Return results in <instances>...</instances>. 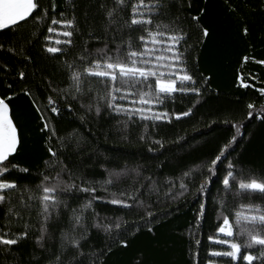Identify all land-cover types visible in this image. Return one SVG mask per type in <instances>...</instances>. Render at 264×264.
Segmentation results:
<instances>
[{
    "label": "trees",
    "instance_id": "16d2710c",
    "mask_svg": "<svg viewBox=\"0 0 264 264\" xmlns=\"http://www.w3.org/2000/svg\"><path fill=\"white\" fill-rule=\"evenodd\" d=\"M38 2L40 7L22 22L19 31H0V98L9 105L19 137L18 150L4 166L15 164L29 170L12 169L4 176L16 181L19 189L8 193L10 200L0 205V230L11 233L7 239L25 231L28 235L15 245H0V264H209L210 259L211 264H247L243 255L259 256L264 248L258 245L243 249L237 261L210 258L208 254L230 250L226 244L210 241V236L242 245L247 242L246 235L230 238L216 233L223 216L232 220L241 203L264 206V196L236 197L235 182L231 192L222 184L229 163L234 166L237 180L264 179V95L258 91L264 88V64L256 62L264 60V0H162L164 7L153 15L154 23L148 27L169 25V30L187 34L181 50L195 81L190 86L200 92L176 93L163 105H154V111L169 113L167 119L160 121H129L127 116L111 112L97 99L105 96L108 89L96 77L83 81V94H77L76 99L70 87L68 64L82 70L85 62L79 57L86 51L94 56L96 49L105 44L110 52L117 45L126 51L129 41L139 49L143 26L120 29L119 24L109 25L106 11L116 7L114 0ZM131 6L128 3L121 9L117 19H129ZM45 11L48 17L36 22L35 17L43 16ZM60 13L67 19L75 17L79 31H74L71 46L56 44V40L68 38L47 32L52 16L59 18ZM53 27L64 30L60 25ZM204 29L208 31L206 37ZM45 36L52 39L45 40ZM48 46L65 51L51 54L45 50ZM244 57L249 60L245 62ZM238 77H243L242 83L249 87L240 86ZM50 96L57 102L58 114L47 105ZM248 104L255 106L253 117L248 116ZM88 105L92 106L91 111ZM97 105L99 114L95 111ZM189 109V116L176 119L172 115ZM45 122H50L56 131L51 139L49 131H42ZM233 125L241 126L240 135L218 162L213 175L209 165L236 135ZM73 131L76 135L68 139ZM61 137L65 138L63 143ZM49 147L57 153L56 157L49 153ZM62 168L66 171L61 172ZM117 172L125 174L112 176L113 184L105 186L104 181ZM186 172L191 175L185 177ZM57 173L63 186L75 184L77 188L61 191L60 199L67 206L62 205L58 213L52 214L44 239L38 244L42 224L39 205L28 202L27 197L39 194L37 186L44 175L55 177ZM206 178L211 182L206 195H201L198 189ZM181 180L188 186L183 195H179ZM82 182L85 187L94 186L96 192L92 195L102 199L95 200L93 207L83 213L82 226L73 231L72 209H78L90 196L77 190ZM119 192L134 193V200H128L131 207L107 202L112 199L110 193ZM21 197L31 206L23 207ZM202 202L205 214L198 222ZM8 207L19 215L7 214ZM96 223L111 225V230L97 228ZM117 223L121 224L119 229L115 227ZM65 233L83 237L79 248L63 239ZM252 264H264V260H254Z\"/></svg>",
    "mask_w": 264,
    "mask_h": 264
},
{
    "label": "snow or ice",
    "instance_id": "6c2138e0",
    "mask_svg": "<svg viewBox=\"0 0 264 264\" xmlns=\"http://www.w3.org/2000/svg\"><path fill=\"white\" fill-rule=\"evenodd\" d=\"M72 0H66V3H71ZM116 7L107 9L106 16L108 18L109 25L119 24L120 29H132L134 26H143L144 35L138 37L141 42L139 49L132 46L131 41L127 43V50L125 51L120 45L116 46L115 51L110 52L107 44L104 48L96 49L95 55L86 51V54H82L79 59L85 62V66L82 70H77L74 64H68L67 67L71 69V85L74 89L72 92L73 99L77 98V94H83L82 84L83 81L88 77H96L101 83L108 89L105 96H99L97 99L104 104L107 108L118 115H125L129 121L133 118L145 121H160L167 119L169 113L167 111L160 112L154 111V105H163L166 100L173 99L176 93H188L193 92L199 95L200 89L192 87L195 81L193 76L189 73L186 68L184 61V51L181 50L183 47L182 42L186 38V33L179 30H169V25L156 24L154 28L148 27L153 25V15L158 14L159 10L164 7L162 0H114ZM128 3H131V14L129 19H124L119 16V11L123 9ZM40 7L38 0H0V31L11 29L13 32L19 31V26L22 22H26L32 17L33 13ZM53 10L55 4L52 5ZM104 8L105 5L101 4ZM48 17L47 11L43 13V16H36V22H43ZM193 20H197L198 17H192ZM123 21L120 23V21ZM53 25H60L64 30L62 32L54 28ZM120 29H117L119 31ZM107 30V29H106ZM74 31H79L76 27L75 17L73 19H67L64 13L59 14V18L55 15L52 16L50 23L47 25V32H57L64 37L66 40H56V44H64L71 46L73 41L72 37ZM247 28L244 29V33L247 34ZM203 35H208L207 29L203 30ZM163 38V39H162ZM51 36H45V40H51ZM87 43V42H86ZM151 44L153 47H149ZM0 47H3L0 45ZM48 53L56 54L63 53L65 49L61 47L48 46L45 49ZM12 51V49H9ZM160 53V54H156ZM163 53H168L164 55ZM89 56H93L89 60ZM249 57H244V61L247 62ZM257 63L264 64V60L256 61ZM20 77H24V73H20ZM243 77H238V81L241 82L240 86L249 87L248 84L242 83ZM54 91H57L54 89ZM61 91H68L63 89ZM258 91L264 95V88L258 89ZM26 95H31L29 92ZM130 97H137V99H129ZM8 99H11L9 97ZM35 104V100H33ZM57 102L51 96L47 100V105L50 107L53 113H59L60 109L56 106ZM147 105V107H135V105ZM84 107V105H81ZM249 117L254 116L255 106L248 104ZM92 106L88 105V110L91 111ZM37 111H40L37 107ZM95 111L97 114L100 113L101 109L99 105L96 106ZM192 109H189L183 113H173L176 119L189 116ZM264 111V108H262ZM45 119L44 116L41 117ZM236 128V135L232 137L228 144H226L220 153L211 161L209 165V172L215 175V167L218 162L221 161L225 156V152L231 144L240 135V125H233ZM47 130L50 132V139L56 136L55 129L51 126L50 122H45L42 131ZM76 135V132L68 134V139H72ZM61 143L65 138H59ZM143 139V137H141ZM156 143H160L156 141ZM19 145V137L17 128L14 125L10 117L9 105L6 103L4 98H0V205L5 204L10 200L8 193L13 190H18L19 185L16 181H9L4 179L7 172L12 169L19 168L18 165L12 164L10 166H4V162L8 161L9 157L16 153ZM49 153L52 157H56L57 153L53 151L51 147L48 148ZM49 166L48 161L45 162ZM234 166L229 163L228 171L223 177L222 184L226 191H232V185L235 182L236 191L233 193L234 196L240 197L244 195H255L260 194L264 196V179L255 177H246L244 179H236V176L232 169ZM22 172H28L27 168H19ZM66 171L62 168L61 172ZM124 172L112 173L104 185L113 184L112 176L119 177L124 175ZM185 177L191 175V172L183 174ZM55 181V182H53ZM210 179L206 178L205 182L201 184L198 189L199 194L206 195L207 186L210 183ZM63 181L60 179V173H57L55 177L44 175L41 183L37 186V194H32L27 197L28 202L35 201L39 205L40 217L42 220L40 232L41 235L37 238V243L44 239L47 232V221L51 219L53 213H58V209L63 205L67 206L66 202L60 199L61 191H72L76 189L75 184H68L63 186ZM63 186V187H62ZM172 187H175L173 185ZM180 189L182 190L179 195H183L184 192L188 191V186L181 180ZM80 192L89 193V199H87L78 209H72L70 221L72 222L73 231L77 227L82 226L84 219L83 213L93 207V202L102 198L96 197L92 194L96 192L94 186H81L77 189ZM107 191V187H105ZM25 191H28L26 188ZM172 188H169L171 193ZM112 199L107 200L108 203L113 205H120L123 207H131L128 200H134V193L119 192L110 193ZM135 202V201H134ZM142 204V202H140ZM222 203V202H221ZM21 204L23 207H30V203H26L24 198L21 197ZM7 214L19 215L18 212L14 213L12 207L7 208ZM205 214V203L200 205V215L197 217V221ZM98 215V214H97ZM149 216L152 213H148ZM223 223L216 229L217 234H224L226 237H235L237 235L247 236V242L240 244L232 242L228 239H214L213 236L209 237V240L213 243L226 244L230 250L226 251H210L209 257H229L232 261H237L242 254L243 249H251L254 246H261L264 248V232L259 229H264V206L259 204H244L241 203L239 209L233 213V219L230 220L228 216H223ZM97 228L103 227L104 230L110 231L111 225H101L96 223L94 225ZM28 227L27 225L25 226ZM116 228H120L121 224L117 223ZM238 229V231H237ZM151 231V229H149ZM11 235L10 232L0 230V245H15L19 240L25 238L28 232L15 235V238L7 239L6 236ZM83 237H70L67 233L63 235V239L68 241L72 247L79 248L80 240ZM124 246L126 242H121ZM200 242L197 241V244ZM243 261L247 264H252L254 260H264V251H261L259 256L243 255ZM59 260V257H57ZM211 264V259L209 260Z\"/></svg>",
    "mask_w": 264,
    "mask_h": 264
},
{
    "label": "rangeland",
    "instance_id": "374dc122",
    "mask_svg": "<svg viewBox=\"0 0 264 264\" xmlns=\"http://www.w3.org/2000/svg\"><path fill=\"white\" fill-rule=\"evenodd\" d=\"M224 235V234H223Z\"/></svg>",
    "mask_w": 264,
    "mask_h": 264
}]
</instances>
